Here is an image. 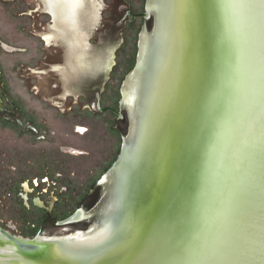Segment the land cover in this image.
<instances>
[{"label": "water", "instance_id": "1", "mask_svg": "<svg viewBox=\"0 0 264 264\" xmlns=\"http://www.w3.org/2000/svg\"><path fill=\"white\" fill-rule=\"evenodd\" d=\"M152 4L126 97L132 109L144 102L136 142L114 165V216L104 211L87 233L52 229L53 238L0 226V264H179L163 246L181 240L214 257L183 264H264L261 111L244 87L241 21L223 0Z\"/></svg>", "mask_w": 264, "mask_h": 264}, {"label": "rangeland", "instance_id": "2", "mask_svg": "<svg viewBox=\"0 0 264 264\" xmlns=\"http://www.w3.org/2000/svg\"><path fill=\"white\" fill-rule=\"evenodd\" d=\"M45 1L0 0V99L10 110L5 113L14 119L5 122L0 112V150L6 156L3 160L0 156V220L5 225L12 222L16 233L25 238H32V221L40 220L43 212L25 206L22 197L28 193L27 186L21 188L20 182L35 174L40 177L48 162L54 168L64 163L69 171L84 174L101 171L119 153L126 124L112 130L115 117L84 107L95 95L79 93L100 84L103 103L118 106L119 88L129 89L126 83L134 76L131 72L139 62L148 22L128 15L127 10L141 13L151 5V0H80L74 16L66 19L60 12L54 18ZM35 85L46 92L35 90ZM52 86H58L61 94L51 91ZM30 123H35L37 132H31ZM74 125L89 131L79 135L73 132ZM67 133L70 137H65ZM66 145L90 155L64 154L61 146ZM70 180L81 189L80 177ZM63 197L53 210L72 211L74 202L61 205ZM44 221L39 222L43 231L62 228Z\"/></svg>", "mask_w": 264, "mask_h": 264}, {"label": "flooded vegetation", "instance_id": "3", "mask_svg": "<svg viewBox=\"0 0 264 264\" xmlns=\"http://www.w3.org/2000/svg\"><path fill=\"white\" fill-rule=\"evenodd\" d=\"M80 0H47L45 1L46 8L48 11H50L54 18H56L60 12L61 14L65 13L66 19H69L71 16H74V12L78 6ZM157 7V6H156ZM153 4L146 8L144 12L141 13H135L131 10H127V14L131 15L133 17L141 16L143 19H149L152 16L153 11ZM159 9V7H157ZM149 11V15L147 16L146 13ZM58 14V15H57ZM4 44V43H3ZM10 48V47H9ZM52 56V55H51ZM48 58V57H47ZM47 62L48 66V60ZM136 69V65H135ZM134 69V72L136 71ZM131 72V73H134ZM108 78V77H107ZM106 78V79H107ZM126 86H129L128 82L126 83ZM122 88V87H121ZM130 89V86L128 87ZM35 90L38 89H44L41 88L38 85L34 86ZM55 91V94H61L59 93L61 90H58V86H52L51 91ZM61 89V88H60ZM104 90V86H101L100 84L93 85L91 88H83L82 91L79 94L85 95V93L92 92L95 95V99L89 103H84L83 106L92 110L97 111L96 113H111L115 118L112 120V130H116L121 123L126 124V128L124 130V134H122V144L119 150V153L116 154L113 160L109 162V165L104 167L103 169H93L89 173L84 174L83 171L80 173L77 169L74 171H69V168L65 166L64 163H61L59 167H52V163L48 162L45 164L44 167V173L39 177L38 175H33L28 181L25 180L20 182V187L25 188L27 186V195L24 194L22 197V193L20 192V187L18 189V195L22 197L24 204L28 208H35L37 210H40L43 212L42 215H40V220L32 221L33 224V233L31 235L33 238H53L55 236L59 235H53L50 233H47L46 231H43V228L40 225V221L45 222L44 220H47V222H51V224L54 227H62L64 228V232H69L66 234H77V233H87L90 230L94 229V227L99 223L100 218L104 211L111 212L113 215V210L116 209V202L119 199V184L121 179V171L115 168V163L120 157L123 145L125 142L128 144H134L136 142V139L133 140L132 138V131L134 127L135 122V115H140V110H142L143 102L141 103L140 107L138 108V103L135 101L133 109L129 105V101L126 99V94L128 89L121 90L119 88V92L121 93L118 106L114 107L112 105H107L103 103L102 93ZM40 91V90H39ZM129 91V90H128ZM46 92V90H45ZM52 94V92H51ZM136 107L138 109V112H136ZM136 109V110H135ZM10 111L9 108H5L3 104V100L0 99V112L2 114L3 120H7L5 122H14V119H12V114H7L5 111ZM138 116V115H137ZM16 121L22 125L26 126L27 124H24L20 120V118H16ZM110 121V120H109ZM108 121V122H109ZM111 121V122H112ZM110 122V123H111ZM31 132H37V127L35 123L28 124ZM89 131L88 127L82 126V125H74L73 126V132L77 133L79 135H85ZM121 133V132H120ZM7 136L10 137L8 134ZM6 136V137H7ZM64 136V135H63ZM73 136V135H72ZM8 137V138H9ZM65 137H70V135L67 133ZM15 141V139H13ZM15 143V142H13ZM61 151L64 154H72L75 156H85L90 155L89 151H86L84 149L73 147V146H61ZM0 156L2 157V160L4 159L5 154L4 150H0ZM0 157V158H1ZM3 163V161H2ZM15 166L13 167V170H16ZM98 170L99 172H96ZM14 178L10 179L15 184V176ZM74 177H80L82 184L79 187L81 189H77L78 186H74L72 183V178ZM82 188H86V190H82ZM25 191V190H22ZM61 195L64 196L62 198L61 205H68L71 202H74L72 204H75V208L72 211L69 212H57V210H53L54 205H57L61 199L59 198ZM42 196H45L46 198L42 199ZM77 196L78 199L73 201V197ZM115 214V211H114ZM79 215V217H78ZM114 216V215H113ZM74 217L72 220L68 221L69 218ZM38 223V224H37ZM0 226L3 228L9 230L13 234H16V226L11 223L4 224L2 220H0ZM71 227V228H69ZM64 234V235H66ZM21 236V235H18ZM23 237V236H21ZM25 238V237H24Z\"/></svg>", "mask_w": 264, "mask_h": 264}, {"label": "snow or ice", "instance_id": "4", "mask_svg": "<svg viewBox=\"0 0 264 264\" xmlns=\"http://www.w3.org/2000/svg\"><path fill=\"white\" fill-rule=\"evenodd\" d=\"M224 6L233 10L241 21V30L246 39L243 52L245 65V91L254 100H258L261 117L258 122L260 128V156L264 169V0H223ZM257 127L254 122L253 130ZM166 247L173 252V259L183 264L186 260L212 259V254L203 251V244L197 240L166 243ZM157 259H165L156 252Z\"/></svg>", "mask_w": 264, "mask_h": 264}, {"label": "bare ground", "instance_id": "5", "mask_svg": "<svg viewBox=\"0 0 264 264\" xmlns=\"http://www.w3.org/2000/svg\"><path fill=\"white\" fill-rule=\"evenodd\" d=\"M144 45H145V41L142 42V50H143ZM134 73H135V72H134ZM133 75H134V74H133ZM132 79H133V77H132L131 79H129V81H128L129 86L131 85ZM128 90H129V89H128ZM128 90H127V92H125L126 97H127V94H128ZM78 217H79V215H78Z\"/></svg>", "mask_w": 264, "mask_h": 264}]
</instances>
